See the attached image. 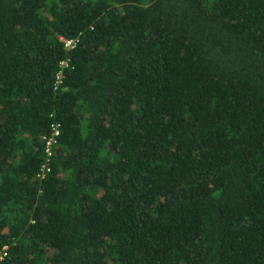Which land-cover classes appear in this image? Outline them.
Listing matches in <instances>:
<instances>
[{"label": "trees", "instance_id": "1", "mask_svg": "<svg viewBox=\"0 0 264 264\" xmlns=\"http://www.w3.org/2000/svg\"><path fill=\"white\" fill-rule=\"evenodd\" d=\"M0 264H264V0H0Z\"/></svg>", "mask_w": 264, "mask_h": 264}, {"label": "built area", "instance_id": "2", "mask_svg": "<svg viewBox=\"0 0 264 264\" xmlns=\"http://www.w3.org/2000/svg\"><path fill=\"white\" fill-rule=\"evenodd\" d=\"M59 39L62 41V47L63 48H66V49H69L71 47H73L75 45V42H76V38L74 37H64V36H59ZM67 60L68 58H62L59 62H58V65L59 67H63L65 65H67ZM58 72L59 70L56 72L55 74V79H54V83H56L59 78H58ZM49 128H50V132L48 135L46 136H43L45 138V146H44V149L47 153H49V147H50V144L52 141H54V138L55 136H57L59 130L57 128V125L55 123H50L49 124Z\"/></svg>", "mask_w": 264, "mask_h": 264}]
</instances>
